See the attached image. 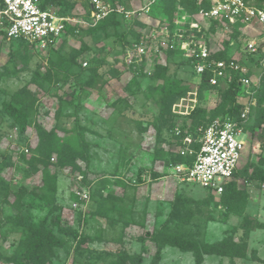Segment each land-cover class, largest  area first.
I'll use <instances>...</instances> for the list:
<instances>
[{"label": "rangeland", "instance_id": "rangeland-1", "mask_svg": "<svg viewBox=\"0 0 264 264\" xmlns=\"http://www.w3.org/2000/svg\"><path fill=\"white\" fill-rule=\"evenodd\" d=\"M82 2L80 1L73 11L76 18H80V14L84 13ZM131 4L140 8L143 1L131 0ZM142 20L153 29L162 27L161 21L154 19L149 14L142 15ZM197 21L201 25L207 23L202 19H197ZM260 29V27H245L242 36L233 40L230 38V31L227 32L218 28L215 34H210L207 37V42L224 49V41H230L229 55L239 60L244 59L248 61V65L253 67L257 57L242 53V49L250 39L260 41L264 39ZM157 35L161 34L157 33ZM82 41L89 51L79 57L78 65L70 68V73H73L74 76L71 75L69 81L58 84L46 83L40 86V78L33 79V71L39 63L42 71H44L49 58L60 63L62 58H69L74 50L79 49ZM0 47V66H3L9 60V52L13 45L10 41L0 38ZM53 48L55 52L34 49L33 53L36 57L31 64L32 70L19 74L17 77L6 79L2 88L6 92H13L23 86H28L39 99L34 119L48 130L62 126L71 131L75 128V119L67 117V115L73 113L72 107H64L61 112L63 116L60 120L56 119L59 97L69 99V96L76 97L80 93L79 88L89 75L80 72L81 68H85V63L88 64V67L100 65V73L108 82L104 85L100 83L96 90L84 93L85 95L79 101L82 107L77 117L80 125L89 129L92 128L94 131L86 134L87 140L91 143L93 155L89 179L95 178L93 172H104L108 174L111 185L102 198L95 195V187H92V190L90 189L91 201L87 205L75 209L73 207L74 198H78L77 193L86 188L83 179H80L83 177L82 174L74 172L70 168L60 169L53 166L51 171L56 172L59 177L56 204L60 210L50 216L51 206L37 196L40 192L39 188L42 186V174L28 175L26 173L28 167L21 162V155L29 156L30 153H27V150L37 144L38 139L34 125H31L25 134H20L17 129H12L9 126L10 120L2 115V102L6 100V95L0 93V161L1 159L4 160V156H6L13 163L4 171V179L11 185L12 189L24 186L29 191L22 211V216L27 225H39L47 219V225L53 227L57 235L65 239L66 244L57 250L53 264H109L116 258L121 249L130 253H138L143 245L148 249L143 264H150L156 249L147 234L155 232L168 219L176 196L184 195L197 201L207 199L211 195L214 201H219L221 197V195L201 186L178 181L173 168L168 167L165 163L168 151L171 149L173 129L169 125H163L160 120L162 98L165 88L171 84L173 79L179 77L189 80L191 72L187 70L188 68H179V63L182 60L179 53L173 55L172 58H168L166 53L159 56L150 54L142 62L134 52H130L128 47L121 44L112 30L88 36L84 33H78L77 37L65 33L56 41ZM57 50L59 52H56ZM131 61L134 62V69L129 71L127 65ZM167 65L169 69L166 79H158L155 75L156 70ZM68 66L67 62L62 64L65 69ZM114 69L121 71L120 77L113 78L111 76V70ZM254 70L257 72L258 69L254 68ZM226 87V85H222L221 88L225 89ZM220 92L216 90L208 92L202 105L207 109H214L220 100ZM191 109L175 112L178 115L176 121L178 126L182 125L185 116L189 114ZM111 113L115 114L113 118H111ZM96 114L102 121L99 119L100 121H95L93 125H90L89 121L91 122ZM263 134L264 126L255 131H249L248 137L246 135L243 137L247 144L239 162V170L248 166L250 173H252L253 167L264 160V143L260 139ZM52 163L55 165L56 161L54 160ZM79 163L83 168L85 167L83 162ZM154 174L162 175V177L153 181ZM118 181L124 182L128 188L124 190L122 186L117 184ZM239 187L250 192L247 211L252 217L259 218L264 209V197L261 191L264 188L263 185L257 181L247 183L242 179L239 181ZM109 192L124 196V203H118L119 209L111 210V202L107 199ZM133 198L135 202H133ZM103 200H106L104 202L107 207L106 217L94 214L99 201ZM132 202L135 205L131 208ZM146 203H148L147 207ZM211 204L210 207L204 206L202 208L203 215L197 216L191 224L193 229H201L205 240H207V230L210 225V221H206L207 215L212 214V222L224 224V211ZM130 208L133 209V212L127 213ZM15 214L16 212L11 207L1 203L0 196V254L5 257L11 256L17 242L27 232L26 227H13L5 223L6 216ZM55 216L61 217L62 227L75 232L78 235L77 239L73 235L61 234L58 228L52 225L51 218ZM110 219L117 222L110 223ZM128 219H133L138 224L135 223L124 229V223ZM239 222V218L232 217V221L228 225L229 230L237 227ZM262 222H264V217ZM211 226L212 230L210 231L213 236L208 242H215L216 238L219 237L215 229H219L223 225L220 226L215 223ZM84 236L94 239L100 237L101 240L96 239L94 242L78 245ZM256 239H261V236H257ZM1 264L10 263L2 261ZM161 264H195V262L191 253H183L176 248H168L163 255ZM204 264L231 263L209 256ZM243 264L251 263L244 262Z\"/></svg>", "mask_w": 264, "mask_h": 264}, {"label": "trees", "instance_id": "trees-1", "mask_svg": "<svg viewBox=\"0 0 264 264\" xmlns=\"http://www.w3.org/2000/svg\"><path fill=\"white\" fill-rule=\"evenodd\" d=\"M82 2L83 8L87 11L89 16L91 0H39L41 9L48 10L51 8L56 9L63 16L73 15L74 9ZM112 7L119 5L125 6L127 9L132 8L131 0H104ZM143 4L148 0H142ZM259 7L264 8V0H256ZM208 9L209 3L200 5L195 0H157L153 5L149 15L154 19L160 20L161 23H168L174 28L175 21L184 20L187 23L195 21V16L198 14L200 8ZM243 26L232 27V32L229 34L230 38L236 40L242 33ZM108 30L114 31L119 41L123 46L133 48V45L140 43L145 34L150 33L151 27L143 20H134L131 24L126 25L121 14L116 12L110 14L106 19L101 21L93 28H82L76 25L69 24L66 32L71 36L77 37L78 33L85 35H92L98 32H107ZM198 38L201 39V32H198ZM216 33L215 26H212L208 36ZM0 38L6 39L11 42V50L9 52V60L3 66H0V93L6 95V100L2 102V115L10 120V127L17 129L20 134H25L31 125H34L37 144L35 147H30L27 153L30 155L22 154L21 162L25 164L28 169L26 173L30 176L42 174V186L39 188L37 196L46 204L51 206L49 215L52 216L60 208L56 204V197L58 191L59 177L56 172H52L51 168L56 166L60 169L70 168L74 172H78L83 176V184L92 190L95 187V195L102 198L104 193L109 190L110 180L108 174L104 172L94 173L95 178L90 180L89 172H91V143L86 139V134L93 132L88 127L78 123V112L81 109L79 101L83 98L86 92H92L100 86L106 84L108 81L104 75L100 73V65H91L81 68V73L89 74L86 81L82 83L79 88V94L75 96L59 97V108L56 113V119L63 116L61 112L64 107H72L73 113L67 117L75 119V128L71 131L65 127L56 126L51 130L46 129L41 123L34 119L36 116V108L39 103L38 96L33 93L28 86L13 91L6 92L2 86L6 79L17 77L19 74L30 72L31 64L35 60V49L33 45L28 42L20 40H9L6 34L0 32ZM55 43L49 45V51L55 52L53 46ZM224 51L219 53L214 58L228 61V48L230 41H224ZM88 50L85 43L79 49L74 50L69 58H62L60 63L55 62L49 58L47 65L42 71L41 64L39 63L33 71V79L38 77L41 80L40 86L43 84H58L60 82H67L71 79L70 68L78 65V59ZM56 52H59L58 50ZM168 58L179 53L182 60L179 63V68L187 69L191 72V78L184 80L175 78L171 84L165 88L162 98V106L160 109V120L163 125H169L173 129L171 138V149L168 151L166 165L170 168L177 164L192 165L195 157H183L177 148L184 147V135L186 132L191 133L196 140L191 146L199 152L201 143L199 139L201 133L199 128H207L212 121L218 118L232 119L240 121L241 113L246 104L252 102L253 109L251 119L246 127V132L255 131L264 126V73L256 62L253 67L249 65V71L245 73L246 77L261 76L260 83L257 87L251 88V95H247L241 85L240 76L233 74L230 82L226 84V88L222 89L221 86H212L210 84L211 72L207 71L202 78L197 77L193 73L192 59H186L181 51H165ZM1 54V47H0ZM146 60L143 58L142 62ZM67 62L69 66L65 69L62 64ZM254 62V61H253ZM134 63V62H133ZM133 63L128 64L127 68L132 71ZM242 64V63H240ZM79 67H81L79 65ZM259 67V68H258ZM254 68L258 70L257 72ZM168 65L156 70L155 75L158 79H166L168 72ZM135 72V71H134ZM143 73V69H142ZM119 69L111 70V76L117 78L121 76ZM137 74V73H136ZM32 79V80H33ZM163 89V88H161ZM221 89V90H219ZM221 91L220 100L214 109H207L203 102L207 98V93L210 91ZM192 107V109H191ZM191 109L189 114L185 116L182 125L178 126L176 123L178 115L175 113L180 110ZM1 121V120H0ZM181 130V135L175 134V129ZM63 134V135H62ZM264 143V134L260 138ZM56 161L55 165L52 163ZM79 162H83V168ZM13 163L10 158L4 156V160L0 161V196L1 203L11 207L16 214L9 215L5 218V223L13 227H26L27 232L16 244L13 253L9 257L0 254V264L2 261H7L10 264H53L56 257L57 250L64 247L66 241L64 238L57 235L53 227L47 225V219L43 220L39 225H27L22 211L24 209L25 198L29 194L26 187L20 186L17 189H12L11 185L4 179V171L11 167ZM264 160L260 164L253 167L250 173V167L246 166L235 173L233 181L229 182L224 187L220 200L217 206H221L224 210L223 217L227 220L229 216L234 215L241 218V223L226 232V237L216 242H207L203 238V232L199 228L193 229L191 225L197 216L203 215L202 208L210 207L213 200L212 195L207 199L195 201L184 195L175 197L172 204V210L168 219L162 223L154 233H148L149 239L155 244L156 252L152 257L150 264H160L162 260V252L166 247L176 248L183 253H191L195 264H203L206 256H217L235 259H250L254 262L264 264V260L260 259L257 252L252 251L248 253V240L250 233L254 230L264 229V224L252 219L247 213L248 202L250 198L249 191L244 189L240 190L237 180L239 178L245 179L247 182L257 181L264 183ZM162 175L154 174L153 181H156ZM118 185L122 186L125 190L127 185L118 181ZM107 199L111 202L112 211L119 209L118 203H124V196H118L112 192L107 194ZM78 201V198H74ZM103 201H99L98 208L94 214L100 217H106L107 207ZM133 202L135 199L133 198ZM132 202V203H133ZM131 208L135 205L131 204ZM148 203H146V207ZM128 209L127 213H132L133 209ZM125 210V209H124ZM147 211V210H146ZM206 221H212V215H207ZM110 219V223H115ZM51 223L58 231L64 235H73L77 239L78 235L69 229H64L61 225V217L55 216L51 218ZM133 219H128L124 223V229L135 224ZM138 224V223H137ZM192 228V229H191ZM241 232V235L239 233ZM100 241L101 238L95 239L92 237H82L79 244ZM120 242L122 241L120 237ZM148 253V249L143 245L140 252L130 253L127 250L121 249L113 261L109 264H143L144 256Z\"/></svg>", "mask_w": 264, "mask_h": 264}, {"label": "built area", "instance_id": "built-area-1", "mask_svg": "<svg viewBox=\"0 0 264 264\" xmlns=\"http://www.w3.org/2000/svg\"><path fill=\"white\" fill-rule=\"evenodd\" d=\"M195 1L200 5L209 3L210 7L200 8L193 22L177 20L174 28L168 23H161L162 27L157 29L151 27L150 33L145 34L140 43L129 48L130 52H134L137 58L143 60L150 54L159 56L166 50L181 51L186 59H192L195 76L202 78L209 71L211 72L210 84L221 86L230 82L233 74H237L240 76L245 93L251 95V88L257 87L261 76L246 77L245 73L250 69L248 61L231 57L228 52V61L215 59L214 57L222 53L224 49L207 42L205 37L212 26L227 32H232L234 26L260 27L262 36H264V8L259 7L256 0ZM156 2L157 0H148L140 8L132 5L131 9H127L122 5L112 7L104 0H91L89 16L84 9L80 18H76L74 13L71 16H63L54 8L43 10L39 5V0H0V32L5 33L9 40L22 39L33 45L35 49L46 51L49 50L51 43H56L65 34L69 24L82 28H93L116 12L123 16L125 24L128 25L134 20H142V15L150 14ZM197 19H202L207 23L201 25ZM196 30L201 32V39L198 38ZM242 53L257 57L255 63L258 62L264 73V39L261 41L248 40ZM84 66H87V63ZM253 106L252 102L246 104L238 122L218 118L212 121L207 128H199L201 133L199 142L202 145L199 152L191 146L196 142L193 135L186 132L183 138L185 146L180 147L178 151L183 157L194 156L195 159L192 165L173 166L176 178L180 182L198 185L221 195L225 185L234 180L235 173L239 169V162L247 144L243 137L248 134L246 127L251 119ZM181 133L179 128L175 129L177 136ZM80 179L82 180L83 177ZM77 195L78 201L73 202L75 209L91 201V190L88 187L78 192Z\"/></svg>", "mask_w": 264, "mask_h": 264}, {"label": "crops", "instance_id": "crops-1", "mask_svg": "<svg viewBox=\"0 0 264 264\" xmlns=\"http://www.w3.org/2000/svg\"><path fill=\"white\" fill-rule=\"evenodd\" d=\"M257 4V3H256ZM243 29L244 28H242L241 29V31H243ZM114 113H111V118H113L114 117ZM93 118V117H92ZM100 119V117L96 114L95 115V117L91 120V122L89 121V123H90V125H93V122H95V121H100L99 120ZM102 121V120H101ZM88 124V123H87ZM94 127V126H93ZM91 128V127H90ZM91 130H92V128H91ZM94 132V131H93ZM89 133H91V132H89ZM247 137H248V134H247ZM87 139V138H86ZM263 168H264V166H263ZM239 169H240V166H239ZM238 169V170H239ZM243 178H239L238 180H237V182H238V187H239V181L240 180H242ZM158 180V179H157ZM245 180V179H244ZM179 181V180H178ZM245 182H247L246 180H245ZM145 183V182H144ZM248 183V182H247ZM259 183V182H258ZM260 185H263V187H264V183H260ZM239 189L240 190H244V189H241L240 187H239ZM262 191V196L264 197V188L261 190ZM249 194H250V192H249ZM251 196V195H250ZM189 198V197H188ZM194 200V199H193ZM220 200V199H219ZM195 201H197V200H195ZM219 201H214V200H212L211 201V205L212 206H214L215 208H220V209H222V207L221 206H217V203H218ZM249 202H250V198H249ZM249 202H248V205H249ZM248 208V207H247ZM223 210V209H222ZM224 211V210H223ZM246 213L252 218V219H254V220H257L258 222H260V223H262V224H264V222H262V220H263V217H264V209L262 210V213H261V215H259V218H256V217H252L249 213H248V211H247V209H246ZM211 214V213H210ZM212 215V214H211ZM213 217V216H212ZM232 217H236V218H239V217H237V216H234V215H231V216H229V218L227 219V220H224V224H221V223H219V222H212V221H210V225H209V227H208V233H207V242H208V240L210 239V237L211 236H213V234L211 235V231L210 230H212V226L211 225H213V224H219L220 226L221 225H223V227L221 226V227H219V229H217L216 227V229L215 230H217V232H218V234L217 235H219V237L218 238H216V241H219V240H222L224 237H226V232L229 230V228H228V225H229V223H231V221H232ZM239 220H240V222H239V224L241 223V218H239ZM238 226V225H237ZM152 233H154V232H152ZM220 233V234H219ZM239 235H241V232L239 233ZM257 236H261V239H256V237ZM256 240H258V241H256ZM215 241V242H216ZM210 243H212V242H210ZM154 246H155V244H154ZM168 248H171V247H166L164 250H163V252H162V259H163V255H165V252L167 251V249ZM155 249H156V247H155ZM252 251H255V252H257V255H258V257L260 258V259H262V260H264V229H258V230H254V231H252L251 233H250V237H249V240H248V253H249V255L251 254V252ZM156 252V251H155ZM207 257H209V256H206L205 257V260H204V263H205V261H206V258ZM210 257H214V258H218L220 261H228V262H230L231 264H243L244 262H249V263H251V264H256V263H258V262H254V261H252V260H250V259H244V260H242V259H235V260H230L229 258H222V257H217V256H210ZM248 260H250V261H248ZM161 262H162V260H161ZM203 263V264H204ZM161 264V263H160ZM259 264H261V263H259Z\"/></svg>", "mask_w": 264, "mask_h": 264}]
</instances>
